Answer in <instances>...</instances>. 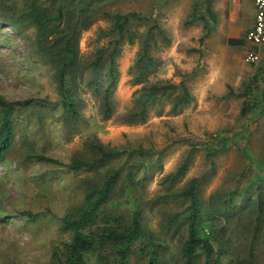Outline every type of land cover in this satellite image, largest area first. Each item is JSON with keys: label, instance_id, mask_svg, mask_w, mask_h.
Segmentation results:
<instances>
[{"label": "rangeland", "instance_id": "374dc122", "mask_svg": "<svg viewBox=\"0 0 264 264\" xmlns=\"http://www.w3.org/2000/svg\"><path fill=\"white\" fill-rule=\"evenodd\" d=\"M27 1L15 0V3L22 8ZM196 1L107 0L102 3L110 13L135 12L155 17L170 43L164 44L158 37L151 44L153 54L163 67L150 80H169L175 84L185 81L195 97V102L179 114L172 113L171 105L164 102L150 112L145 123L137 125L124 124L121 119L134 107V93L141 88L130 83L129 69L150 28L149 23L132 24L131 30L140 37L133 45L125 44L118 57L120 80L114 91L113 118H103L100 97L83 83L78 88L82 99L81 116L68 123L53 78L55 71L36 58L31 43L35 29H27L28 40H24L0 21V98L16 107L12 115L14 144L6 160L0 162V264L57 263L56 257L71 240L70 234L61 231V219L69 209L84 202L87 181L98 177V172H73L69 165L76 157L91 156L89 143L94 138L105 146H122L133 151L142 148L151 154L147 169L150 176L138 186L137 195L143 210V226L155 239L168 242L165 257L171 264H181L180 234L175 229L166 230L165 223L180 214L187 203L173 196L167 200L162 197L184 189L195 178L202 181L200 196L206 203L216 194L237 193L238 209L229 218L221 217V224L231 221V227L227 226L234 248L230 256L247 255L255 234L258 209L251 206L257 195L254 191L248 195L246 187L255 179L261 180L264 199V173L257 174L251 168V162L241 149L247 142L236 134L244 133L248 138L253 164L258 166L264 162V46L257 51L260 61L248 64L245 56L255 51V47L248 43L238 47L229 44V39H243L245 32L240 26L247 31L253 27L250 16H242L237 26L231 21L230 0L213 1L219 22L215 31L201 42L203 25L186 26ZM111 25V21L100 19L82 33L80 50L84 62L90 61L96 49L108 43L109 37L101 35L100 30ZM256 76L260 109L243 119L245 98L228 94L230 88L236 94L242 93ZM3 116L0 108V123ZM221 140L227 141L229 147L208 159L209 146ZM192 151L194 156L189 160L187 171L172 183L168 177L177 172ZM117 166L115 162L109 168ZM105 172L103 169L102 175ZM115 208L124 214L129 224L132 201ZM22 212L37 217L28 220L21 217ZM260 218L263 223L257 233L259 245L255 251L258 253L262 252L264 242V210ZM238 231L242 238H238ZM228 261L231 260H225V264ZM89 262L95 264L90 259ZM132 264H144V261L136 259Z\"/></svg>", "mask_w": 264, "mask_h": 264}, {"label": "trees", "instance_id": "16d2710c", "mask_svg": "<svg viewBox=\"0 0 264 264\" xmlns=\"http://www.w3.org/2000/svg\"><path fill=\"white\" fill-rule=\"evenodd\" d=\"M107 0H28L22 8L15 0H0V21L13 28L24 40H28L27 29H35V38L31 42L36 52V58L54 69V80L58 87L61 104L68 116V123L79 120L82 99L78 88L85 83L89 90L100 97L102 115L105 120L115 114L113 98L114 91L120 80L118 57L125 44L133 45L140 36L131 30L133 23H149L150 28L142 39L136 58L129 69L130 83L141 86L134 93V107L122 117V122L129 125L145 123L150 112L164 102L171 105V112L181 113L195 102L185 81L179 84L169 80L153 82L150 78L161 72L163 64L155 57L152 43L159 37L164 44H169L166 31L161 28L154 16L147 17L141 13H110L102 3ZM214 0H198L193 5V11L186 26L196 23L203 25L204 42L214 31L218 16L214 10ZM111 21L110 28L101 29L100 34L109 37L105 46L97 48L90 61L84 62L80 50V39L83 32L88 31L98 20ZM232 46L246 44L245 39L229 40ZM255 52L258 47H255ZM89 74L86 79V75ZM259 79L253 78L242 93L236 94L230 88L229 96L245 98L242 111L243 119L254 114L257 104ZM0 108L4 116L0 123V162L3 163L12 150L15 136V126L12 115L16 112L14 104L0 98ZM161 112L163 109H160ZM260 115V114H259ZM245 139L242 134H236ZM247 143L241 148L244 156L251 162V168L257 173H264V162L255 166ZM90 157L74 158L69 169L73 172L97 173L94 181H87L84 202L72 209L61 219V231L71 236L56 257V264H132L133 260L141 259L144 264H171L165 257L169 249L168 242L155 239L148 234L143 226V210L137 195L138 186L149 178L148 161L151 154L138 148L135 151L127 147H109L97 138L89 143ZM229 147L228 142L221 140L207 149V158L211 159ZM193 148L196 149V146ZM192 151L176 173L168 178L174 183L188 169L189 160L194 156ZM138 157H137V155ZM47 162L57 164V161L42 157ZM158 161V160H157ZM118 166L111 169L112 163ZM106 169L102 175L101 171ZM148 169V170H147ZM126 172V173H124ZM144 172V174H142ZM201 179L195 178L187 187L170 197L178 198L187 203L180 214L169 218L165 229L180 234L178 246L181 264H264V242L259 253L257 233L262 228L260 218L264 210L261 180H254L246 189L248 195L252 191L257 200L251 203L258 209L255 221V234L249 242V251L245 257L233 255L232 237L228 227L231 221L221 224V217L229 218L238 209L237 193L228 195L216 194L209 201L201 198ZM247 195V194H246ZM131 200L133 203L132 219L126 223L124 214L115 208ZM21 217L34 220L37 216L29 212L20 213ZM130 220V219H129ZM207 229V231H206ZM235 233V232H234ZM238 238H242L238 231ZM259 254V255H258ZM230 258V259H227ZM236 259V261H232ZM177 264V263H176Z\"/></svg>", "mask_w": 264, "mask_h": 264}, {"label": "built area", "instance_id": "2783aa9c", "mask_svg": "<svg viewBox=\"0 0 264 264\" xmlns=\"http://www.w3.org/2000/svg\"><path fill=\"white\" fill-rule=\"evenodd\" d=\"M238 0H233L237 2ZM255 7V21L253 27L246 34V41L254 47L264 46V0H253ZM248 64H257L260 61L259 52L250 51L245 56Z\"/></svg>", "mask_w": 264, "mask_h": 264}, {"label": "crops", "instance_id": "0c3cea01", "mask_svg": "<svg viewBox=\"0 0 264 264\" xmlns=\"http://www.w3.org/2000/svg\"><path fill=\"white\" fill-rule=\"evenodd\" d=\"M229 8H230V17H231V21L237 26L239 25V20L241 19L242 16H246V17H252V23L254 25V21H255V7H254V1L253 0H238L237 2H233L230 0V5H229ZM215 10V9H214ZM216 12V11H215ZM217 14V12H216ZM252 15V16H251ZM218 16V21H217V24H216V27L218 25V22H219V15L217 14ZM254 18V19H253ZM215 27V28H216ZM241 31L243 30L245 32V35H244V39L246 37V34L247 32L250 30H244L241 26ZM239 28V30H240ZM247 31V32H246ZM232 39H235L237 40V38H232ZM232 39H229V40H232ZM240 39V38H238ZM228 40V41H229ZM248 42L246 41V44ZM249 44V43H248ZM251 45V44H250ZM243 46V45H242ZM238 47V46H236Z\"/></svg>", "mask_w": 264, "mask_h": 264}]
</instances>
